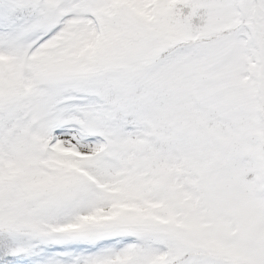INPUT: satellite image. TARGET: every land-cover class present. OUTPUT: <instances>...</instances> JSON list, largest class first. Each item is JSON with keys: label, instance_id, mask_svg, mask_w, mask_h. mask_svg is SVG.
Listing matches in <instances>:
<instances>
[{"label": "snow or ice", "instance_id": "obj_1", "mask_svg": "<svg viewBox=\"0 0 264 264\" xmlns=\"http://www.w3.org/2000/svg\"><path fill=\"white\" fill-rule=\"evenodd\" d=\"M0 264H264V0H0Z\"/></svg>", "mask_w": 264, "mask_h": 264}]
</instances>
